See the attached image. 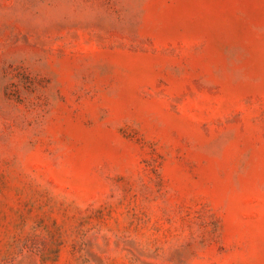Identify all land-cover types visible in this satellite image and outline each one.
Segmentation results:
<instances>
[{
    "label": "rangeland",
    "instance_id": "374dc122",
    "mask_svg": "<svg viewBox=\"0 0 264 264\" xmlns=\"http://www.w3.org/2000/svg\"><path fill=\"white\" fill-rule=\"evenodd\" d=\"M0 264H264V0H0Z\"/></svg>",
    "mask_w": 264,
    "mask_h": 264
}]
</instances>
